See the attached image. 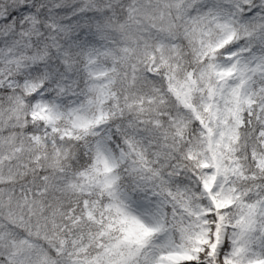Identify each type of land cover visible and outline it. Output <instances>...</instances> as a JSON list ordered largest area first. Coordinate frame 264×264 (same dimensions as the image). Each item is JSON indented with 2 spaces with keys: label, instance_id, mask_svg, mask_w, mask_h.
I'll return each mask as SVG.
<instances>
[{
  "label": "snow or ice",
  "instance_id": "1",
  "mask_svg": "<svg viewBox=\"0 0 264 264\" xmlns=\"http://www.w3.org/2000/svg\"><path fill=\"white\" fill-rule=\"evenodd\" d=\"M0 264H264V0H0Z\"/></svg>",
  "mask_w": 264,
  "mask_h": 264
},
{
  "label": "clouds",
  "instance_id": "2",
  "mask_svg": "<svg viewBox=\"0 0 264 264\" xmlns=\"http://www.w3.org/2000/svg\"><path fill=\"white\" fill-rule=\"evenodd\" d=\"M104 0H97L99 6H103ZM65 106H68L69 101H78L79 97L65 96L62 98ZM75 162L77 165L81 163L78 159L80 153L76 150ZM91 161V155L84 157L83 163L86 165ZM69 164L72 161L68 162ZM120 177L118 183V191L126 196L128 204L134 211H144L146 209H154L158 205L163 206L169 191H175V183H162L160 180L145 181L139 178L138 173H130L126 166H121L118 170ZM166 177V170H165ZM180 179H184L183 176Z\"/></svg>",
  "mask_w": 264,
  "mask_h": 264
}]
</instances>
